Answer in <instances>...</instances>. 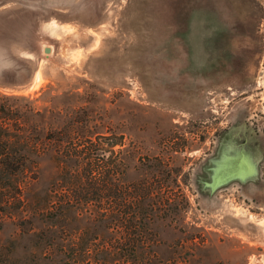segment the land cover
I'll return each mask as SVG.
<instances>
[{"label": "rangeland", "instance_id": "1", "mask_svg": "<svg viewBox=\"0 0 264 264\" xmlns=\"http://www.w3.org/2000/svg\"><path fill=\"white\" fill-rule=\"evenodd\" d=\"M1 96L45 149L0 264H264V0H0Z\"/></svg>", "mask_w": 264, "mask_h": 264}, {"label": "trees", "instance_id": "2", "mask_svg": "<svg viewBox=\"0 0 264 264\" xmlns=\"http://www.w3.org/2000/svg\"><path fill=\"white\" fill-rule=\"evenodd\" d=\"M4 99L5 97H0V221L6 217H13L15 213L25 207L27 200L23 197L24 186L28 180L36 178L38 158L45 149L39 142L36 125L26 124L18 115L17 108L5 103ZM71 148L70 144L66 142L62 149H59V152L68 155L72 153ZM96 173L103 178L109 176V172H96L91 168L88 169L87 178L91 186L98 183L96 182V180H99ZM112 189L114 193L117 192L116 185ZM54 205V200L49 199L44 210L51 209L56 213L64 214L70 208V204L67 202L61 203L59 207ZM115 205L117 206L118 203L116 202ZM104 211H99L100 217L109 223L108 209L105 208ZM127 223L128 240L131 243L135 240L138 241V238L142 235L139 232H131L133 225L130 221ZM122 251L123 255L126 253L130 255L133 249L127 248ZM90 259H93L95 263L106 264L105 262L111 263L115 258H109V252L101 250L97 251L94 258Z\"/></svg>", "mask_w": 264, "mask_h": 264}]
</instances>
